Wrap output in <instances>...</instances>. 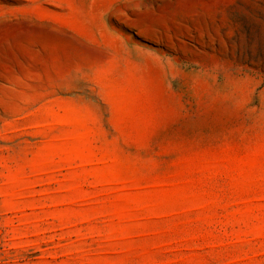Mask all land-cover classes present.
I'll return each mask as SVG.
<instances>
[{
	"label": "rangeland",
	"instance_id": "374dc122",
	"mask_svg": "<svg viewBox=\"0 0 264 264\" xmlns=\"http://www.w3.org/2000/svg\"><path fill=\"white\" fill-rule=\"evenodd\" d=\"M0 264H264V0H0Z\"/></svg>",
	"mask_w": 264,
	"mask_h": 264
}]
</instances>
